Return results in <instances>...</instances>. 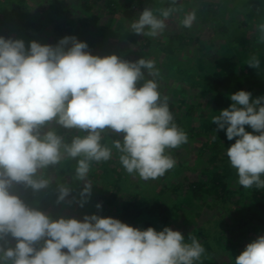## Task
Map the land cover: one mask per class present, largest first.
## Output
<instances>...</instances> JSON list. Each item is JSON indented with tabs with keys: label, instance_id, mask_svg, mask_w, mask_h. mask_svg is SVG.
<instances>
[{
	"label": "clouds",
	"instance_id": "9594fccd",
	"mask_svg": "<svg viewBox=\"0 0 264 264\" xmlns=\"http://www.w3.org/2000/svg\"><path fill=\"white\" fill-rule=\"evenodd\" d=\"M157 11L159 15L145 7L130 22L131 32L157 37L179 9ZM196 19L193 9L179 24L191 28ZM256 32L264 43V22L256 25ZM88 48L75 36L55 45L32 40L27 47L23 39L0 36V264H194L205 252L195 235L186 242L181 231L169 226L141 229L95 213L82 219L53 218L14 190L22 184L39 192L53 181L49 169L76 160L75 178L83 188L79 199H73L83 207L92 193L91 163L111 159L112 148L120 153L126 172L142 180L157 179L174 167L166 149L179 147L188 137L173 122L168 98L161 96L154 61H129L115 53L100 56ZM246 63L260 67L255 55ZM230 99L213 123L226 131L228 140L235 138L227 157L238 183L264 188V96L253 98L241 89ZM57 126L86 134L68 142ZM106 129L123 134L112 148L101 143ZM57 191L59 204L72 189L57 184ZM9 236L14 246L5 239ZM235 264H264V235L248 243Z\"/></svg>",
	"mask_w": 264,
	"mask_h": 264
},
{
	"label": "rangeland",
	"instance_id": "374dc122",
	"mask_svg": "<svg viewBox=\"0 0 264 264\" xmlns=\"http://www.w3.org/2000/svg\"><path fill=\"white\" fill-rule=\"evenodd\" d=\"M27 1L26 4H23L25 5L23 7L27 8V5L34 4V6L30 5V9H32L34 13L37 8H41V12H43L49 2V0ZM115 1L119 3L117 7L114 5L110 7L108 5L109 3L105 2V0H87L86 5L84 4L83 6L82 1H80L78 2V6L73 8L75 15H66V19L63 20L58 17L59 22L67 28L64 29L66 31L65 36H75L78 40L87 42L89 48L91 46L89 44L91 43L90 40H92L96 48L102 51L109 47L114 49L119 46L123 49L121 53L122 59L136 61L142 57L154 61V68L158 72L156 81L159 85L161 96L168 98L169 109L174 117L173 122L185 131L188 137L187 142L179 147L166 149V154L172 156L175 160V165L172 168L174 170H168L163 176L157 179L142 180L138 175L128 174L126 170L120 166L115 173L112 172V168H114L115 165L111 161L110 164L108 163L109 167L107 169H100L96 175L88 174V179L93 184L92 195L83 207H80L76 200L73 199V197L79 199V192L83 188V182H77L75 178L76 160L64 161L62 165L48 170L53 179L52 183L46 187L50 190L48 194L46 191L43 193V190L46 188L41 189L39 192H34L32 189L26 188L22 184L14 185V190L19 195L23 194L28 196L27 199L31 203L30 206L38 207L42 211L50 214L53 218L59 216H74L78 219H82L85 213L90 214L91 210L96 208L94 210L96 214L112 216L120 219L122 222L141 229H146L151 226L159 231L162 230L163 227L169 226L174 230L181 231L185 236L186 242H190L188 241L189 235H195L205 248V252L219 251L217 257L216 253L214 254L216 257L215 261L212 262L207 255H204L206 254L204 252L200 259L195 261L194 264H235V257L239 255V252L245 249L246 245L256 239L257 236L264 234L256 218L248 220L245 217L250 205H253L254 202L257 201H255L256 199L254 200L251 193L245 192L242 195V193L237 192V188L240 185L238 183V175L236 170L231 167L227 157V148L232 144L235 138L230 141L226 137L225 130L217 129L216 124L213 123V117L217 116L218 113L211 107L213 105L210 103L209 98L200 93L201 88L192 87L190 85V75L187 73L182 74V70L189 65L197 70L196 60L198 58L201 59L199 63H201L202 68L205 67L210 60H213L214 57L217 56V52L220 51L221 45L228 46L226 55L228 54L230 57H233V47H236L238 50H241L242 47H248L243 41L245 37L250 38V36L254 35L250 44L259 46V48L262 49L261 46H263V43L259 42V34L256 32V25L263 22L264 17L256 14V12H249V18L245 19V3L239 6L234 5L242 0H177L176 5H172V0H127L130 2L129 7L132 8V13L126 12V7L122 4L125 0ZM243 1L249 3L251 0ZM218 2L222 6L219 7V12L215 15L216 18L209 17L207 22H202L201 18L206 16L204 15L205 12L203 9L207 10L212 7L214 8V4L216 5ZM4 5H7V0H0V36L18 39V36H20L24 30L22 29V32H17V27L9 25L10 23H8L6 19V12H9V10L7 6ZM87 6H89V10ZM170 6L177 7L179 11L174 13L166 22L167 28L161 35L157 37H148L131 32L130 22L138 19L140 12L143 11L145 7H152L154 12L159 15L157 10ZM193 9L197 11L196 16H198L193 26L191 28L180 26L179 21L183 18V15ZM199 10L202 12L198 13ZM242 10L244 12H242ZM3 14H5V16H3ZM44 17L47 18L48 15L45 13ZM9 18L13 19L10 15ZM227 19H233V23L225 30L226 32L223 34L221 32V35L216 37V34L220 33L218 31H220L221 26H224ZM102 36H105V39H102ZM187 38L193 40L188 45L183 42ZM197 38L200 39L201 43L207 44L206 48L197 41ZM241 42H243V45ZM49 44L54 45L53 41L49 42ZM200 49L201 52L199 51ZM263 49L262 51L264 53ZM255 56L259 58L261 55L257 54ZM230 57L226 59H229V63L233 65V73L239 74L240 64L245 65L247 60H243V62L240 63L238 60L233 61L234 59ZM262 59L264 60V56H262ZM176 70H180V74L182 75H179ZM249 71L251 75L257 71L260 73L259 81L261 82V86L253 85L255 88L252 89L251 85L247 83L248 80H246L242 88L249 90L253 98L259 94L264 96V64L260 65L257 70L254 68L248 70L246 68L244 72L245 74H249ZM146 78L150 77L146 76ZM142 83L143 81H139L138 85ZM229 83L232 87L230 79ZM164 84H166L165 88L162 87ZM211 84L212 83H208L207 86ZM213 84H215L214 81ZM230 84L225 82L224 86L226 87ZM236 91L238 90L234 89V93ZM186 103L195 104L196 113L192 117L193 123L191 127H182L180 123L176 121L187 110ZM227 105L230 104L228 103ZM215 110L219 111L217 108H215ZM76 131L77 130H68V142L71 141V137L74 135L86 134ZM101 135L102 138L109 136L102 144L110 148H112L115 139H122L123 136L122 133L117 135L107 129L102 132ZM216 149H219V151H217L218 156L215 162L205 165L206 154H213ZM117 152L118 150L112 148V157L117 156L119 154ZM113 159L116 158L113 157L112 160ZM94 163L96 166L103 165V161ZM209 170H216L220 174H228L227 184L231 189L230 195L221 193L220 189L218 192L212 191L214 193L211 194L212 192L206 188V186L209 185L207 184L209 178L212 177ZM116 178H120V180H116ZM114 181H116V183ZM196 181L202 182L201 188H194L192 186L193 182ZM93 182L96 183V186ZM57 184H65L72 189V192L65 201L59 204L56 202V196L58 195ZM95 188H98L99 192ZM203 188L210 194L203 196ZM33 192L36 196L32 195ZM172 193L176 195L175 197L177 199V195H182L184 199L188 197V199L184 201L188 206H179L177 213L171 214L169 219L164 223L162 219L159 218L162 212L158 215L156 214L158 219H155L156 215L151 214L150 220H146L145 222L143 217L145 214L135 216L138 210H133L129 214V219L121 217L123 211L117 210L122 203L124 204L129 201H135L136 204H142L144 206L151 205L157 200L167 203L170 199H174V195L171 196ZM53 197H55V199ZM224 198L226 200L225 205H221L220 202L219 206L217 202ZM180 199L181 198L178 200ZM98 202L102 207H96ZM215 205L217 207L213 208ZM261 205L262 201L260 202V206ZM43 207L46 209L43 210ZM219 207L223 209L230 207L231 210L227 211L229 213L231 212L230 214L235 213L239 215V217L244 216L241 222L242 229L246 226L247 222L254 228H257L250 234H245L243 236V238H245L244 247H240L237 249L238 252L232 255L230 253L233 251V248L227 244V236L229 235L220 218L223 212L218 210ZM123 214L126 213L123 212ZM199 228H203V230H199ZM241 236L242 233L238 230L236 235L237 238L235 237L234 240H238ZM5 239L9 241L11 246H14L15 240L10 236ZM0 243H3V241H0Z\"/></svg>",
	"mask_w": 264,
	"mask_h": 264
},
{
	"label": "trees",
	"instance_id": "16d2710c",
	"mask_svg": "<svg viewBox=\"0 0 264 264\" xmlns=\"http://www.w3.org/2000/svg\"><path fill=\"white\" fill-rule=\"evenodd\" d=\"M27 1V0H26ZM25 0H7V6L9 12H6V19L8 20V23H10V26L13 27H17V32H22V29L24 30L22 32V36H18V39H23L25 42L26 47L28 46L29 42L32 40H36L42 44H49V42L53 41L54 45L63 37H65L66 35V31L64 29H67L64 27V25H62L59 22V18H61V20L66 19V15H75L74 14V9L75 7L78 6V2L82 1V6L87 3V0H49L48 5L46 6V8L43 10V12H41V8H37L34 13V11L32 9H30L31 6L33 5H27L26 7H23L26 4ZM28 2V1H27ZM105 2H108L109 6L111 7L112 5L114 6H118L119 3L115 0H105ZM228 2V1H227ZM114 3V4H113ZM245 3V10L246 12H244L242 10V12H244L246 14V18L248 19L250 14L249 12H256V14L258 15H262L264 17V0H251L249 1V3H246V1H239L237 3H235V6H239V5H243ZM124 6L126 7V12H130L132 13V8H130V2L125 0ZM222 5L218 3H216V5L214 4V8H209L207 10H204V17L201 18V21L203 22H207V19H209V17L211 18H216L215 15L219 12V7H221ZM40 11H39V10ZM87 9L89 10V6H87ZM86 9V10H87ZM114 9V7H113ZM130 9V10H129ZM202 10V9H201ZM197 12V11H196ZM202 11H198V13H201ZM47 14L48 17L45 18L44 14ZM9 15L11 17H13V19L9 18ZM72 15V16H73ZM3 16H5V14H3ZM55 17H59L58 19ZM198 17V16H197ZM71 19V18H70ZM264 22V20H263ZM233 23V19H227L224 26H221L220 33L216 34V37H219V35H221L224 32H226L225 30ZM84 24V23H83ZM85 25V24H84ZM27 26V27H26ZM90 31V30H89ZM256 34V33H255ZM254 36V35H253ZM253 36H250V38H243V41L245 42V44L248 45V47H242L241 50L237 49L236 47H233L234 50V55L233 57L230 55H226L227 50H228V46H224L221 45L220 46V51L217 52V56L214 57L213 60H210L207 65L205 67L202 68V65L200 62V58H198L197 61V70H195L193 67H191V65L187 66L184 68V70H182V74L187 73L189 74V79H190V85L192 87H196V88H201L200 89V93L204 96H207L209 98L210 103L213 105L211 107H213L214 111L218 113L219 115V111L229 107V105H227L228 103L231 104L232 101L230 99V95L232 93H234V89L236 90H241L242 86L244 85V83H247L249 85H251V88H255L253 85L256 86H261V82L259 81V72L257 71L256 73H253L251 75V72L249 71V74H245V69L247 68L248 70L252 69V67L248 66L247 63H245V65L240 64V70H239V74L233 73L234 72V68L233 65L231 63H229V59L226 58H232L234 59L233 61H239L240 63L243 62V60H248L251 56L253 55H261L259 57L260 60V65L264 64V60L262 59V56H264V53L262 51V49L264 48V43L262 49L259 48V46H255L254 44H250V41H252V38H254ZM215 37V38H216ZM17 39V38H16ZM102 39H105V36H102ZM91 43H89L91 46L90 48H88V50L95 55H100V56H104V55H110V54H117L118 56H122L121 53L123 52V49L118 47H115L114 49L111 47L107 48L106 50L102 51L99 48H96V45L93 43L92 40H90ZM193 40L191 38H187L184 42V44H190ZM197 41H199L200 44L203 45L204 48H206L207 44L206 43H201L200 39L197 38ZM241 44L243 45V42H241ZM264 50V49H263ZM201 52V49L199 50ZM247 62V61H246ZM181 65V64H180ZM177 73L179 75L180 74V70H176ZM212 75V78H211ZM161 77H164L162 75H160ZM254 77V78H253ZM252 78V79H250ZM211 79V81H210ZM215 84H213V81ZM229 79L232 82V87L231 84L229 83ZM159 82V81H158ZM227 82L228 84H230L229 86H224V83ZM208 83H212L210 86H207ZM163 88L166 87V84H164L162 86ZM244 89V88H242ZM245 90V89H244ZM249 91V90H247ZM261 96V94L254 96ZM182 100V99H181ZM208 101V102H209ZM207 102V103H208ZM187 104V103H186ZM215 108H217L219 111H216ZM196 113L195 111V104L191 103V104H187V110L182 114L181 117H179L176 121L180 123V125L186 126V127H191L193 120L192 117L194 116V114ZM58 127V131L60 134L64 135L65 138L67 139V137L69 136L68 130L63 129L59 126ZM246 130L247 131H252V129L250 127L246 126ZM73 131V130H72ZM76 132H82L77 130ZM109 136H105L102 138L101 143H104L106 141V139H108ZM67 141H69L67 139ZM235 140L232 142L234 143ZM219 149H216L214 151L213 154H206V161L204 162L205 165L211 163V162H215L216 157L218 156V152ZM119 153V152H117ZM119 155L117 156H113L116 159H113V157H111V159H109L108 161H103V165H98L96 166L94 162L91 163V167H90V171L89 174H97V172L100 169H107L108 163L110 164V162L112 161V163L115 165L114 168H112V172L115 173V171H117V169L120 167L123 168V166L120 163L119 160ZM64 161H61L60 164H58L57 166H60L63 164ZM77 163V162H76ZM77 165V164H76ZM55 166V167H57ZM97 168V169H96ZM99 168V169H98ZM54 169V168H53ZM174 170V169H171ZM209 173L212 175L211 178H209L206 186L207 189H209L211 192L212 191H216L218 192L220 189L221 193H226V195H230V186L227 184V178H228V174H220L219 172H217L216 170H209ZM262 179H264V176L261 177ZM89 180V179H88ZM116 180H120V178H116ZM116 183V181H114ZM94 185L96 184L95 182H93ZM105 183V182H103ZM166 185V184H165ZM96 186V185H95ZM192 186L194 188H201L202 187V182L201 181H196L193 182ZM96 189V188H95ZM105 189V188H102ZM98 192V188L96 189ZM253 190V191H252ZM48 193H50V190H48L47 188L43 190ZM202 195H208L210 193H207L204 188L202 190ZM214 192H212L211 194H213ZM234 192V191H233ZM237 192L238 193H242V195L247 192V193H251V196L253 195V198L255 201L253 205H250V207L248 208L245 217L248 220H253L256 218L257 223H259L261 225V231L264 232V188H257L255 185H253V187L251 188H244L243 186L239 185L237 188ZM33 196H36V194L33 192L32 193ZM92 195V194H91ZM174 195V193L171 194V196ZM22 199H24V201L27 204H31L30 201L27 199L28 196L25 195H20ZM56 196V195H55ZM176 195H174V199H170L167 203L166 202H161L159 200H157L156 202H154L151 205L148 206H144L142 204H136L135 201H129V202H125L124 204L122 203L121 206H119L117 208L118 211H123L126 214H121V217L123 218H128L129 219V214L133 211V210H138L137 213L135 214V216H141L143 214H145L144 219L145 222L146 220H150V215H158L160 212H162V214L159 216V218L162 219V222L164 223L165 221H167L169 219V216L173 213H177V209L179 208V206L184 205V206H188L187 204H185V200L188 199H184V197L182 195H177L178 199L181 198L180 200H178L176 197ZM57 197V196H56ZM32 198V197H29ZM55 199V197H53ZM135 198V197H133ZM229 201V200H228ZM262 201V205L260 206V202ZM50 202V201H49ZM47 202V203H49ZM96 202V201H93ZM221 202V205H225L226 200L221 199L220 201H218V205ZM166 203V206H165ZM217 205V204H216ZM214 206L213 208L217 207ZM220 206V205H219ZM43 210H45L46 208L43 207ZM96 208H93V210H91V213H95L96 211H94ZM218 208V210H221L223 213L220 216V218L223 221V224L225 226V228L227 229V233L229 236H227V244L230 245V247L233 248V251L230 253L231 255L234 253H237V249H239L240 247H244L245 245V238H243V236L245 234H250L254 229L256 230L257 228L251 226L248 222L246 223V226L242 229L241 227V222L244 219V216L239 217V215L232 213L230 214L229 210H231V208ZM229 213V214H228ZM86 214V213H85ZM98 214V213H97ZM155 216V219H158V216ZM227 215V216H226ZM134 216V217H135ZM226 216V218H225ZM218 218V217H217ZM216 218V219H217ZM225 218V219H223ZM263 225V226H262ZM246 228V229H245ZM199 230H203V228H199ZM240 230L242 233L241 238H239L238 240H234L236 235H237V231ZM264 235V234H263ZM237 238V237H236ZM38 246V245H37ZM244 249H242L243 251ZM240 251L239 254L242 252ZM219 251H211L209 253L205 252L208 258H210V260L213 262L216 260L217 257V253ZM216 253V257L215 254ZM220 256V255H219ZM204 259V258H203ZM234 264V263H233Z\"/></svg>",
	"mask_w": 264,
	"mask_h": 264
}]
</instances>
